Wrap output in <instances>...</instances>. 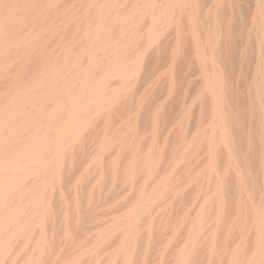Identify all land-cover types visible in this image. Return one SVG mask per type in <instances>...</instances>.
<instances>
[{"label": "bare ground", "instance_id": "bare-ground-1", "mask_svg": "<svg viewBox=\"0 0 264 264\" xmlns=\"http://www.w3.org/2000/svg\"><path fill=\"white\" fill-rule=\"evenodd\" d=\"M0 264H264V0H0Z\"/></svg>", "mask_w": 264, "mask_h": 264}]
</instances>
